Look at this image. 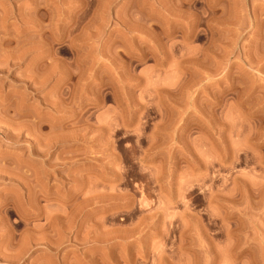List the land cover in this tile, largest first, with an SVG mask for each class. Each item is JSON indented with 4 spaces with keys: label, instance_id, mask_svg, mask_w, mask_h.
<instances>
[{
    "label": "rangeland",
    "instance_id": "rangeland-1",
    "mask_svg": "<svg viewBox=\"0 0 264 264\" xmlns=\"http://www.w3.org/2000/svg\"><path fill=\"white\" fill-rule=\"evenodd\" d=\"M0 49V264H264V0H0Z\"/></svg>",
    "mask_w": 264,
    "mask_h": 264
},
{
    "label": "bare ground",
    "instance_id": "bare-ground-1",
    "mask_svg": "<svg viewBox=\"0 0 264 264\" xmlns=\"http://www.w3.org/2000/svg\"><path fill=\"white\" fill-rule=\"evenodd\" d=\"M17 9V8H16ZM18 10V9H17ZM16 11V10H15ZM15 13V12H14ZM16 14V13H15ZM17 15V14H16ZM3 18V17H2ZM15 21L17 20V16H15ZM16 44V43H15ZM12 48V47H11ZM4 49V48H3ZM3 49H0V52H1V50L3 51ZM13 50H14V52L16 51V45L15 46H13ZM18 50V49H17ZM4 52V51H3ZM13 52V53H14ZM16 53V52H15ZM3 57V56H2ZM1 57V55H0V70H1V72H2V66H3V64L6 62V61H4L5 59L4 58H2ZM10 57V56H9ZM12 57V56H11ZM4 59V60H3ZM14 59V58H13ZM11 61H13V60H11ZM4 62V63H3ZM13 63V62H12ZM9 64V63H8ZM8 64H7V66H8ZM4 67V66H3ZM4 69V68H3Z\"/></svg>",
    "mask_w": 264,
    "mask_h": 264
}]
</instances>
